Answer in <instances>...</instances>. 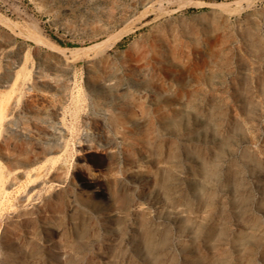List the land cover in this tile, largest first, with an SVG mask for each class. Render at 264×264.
Wrapping results in <instances>:
<instances>
[{"label": "rangeland", "instance_id": "374dc122", "mask_svg": "<svg viewBox=\"0 0 264 264\" xmlns=\"http://www.w3.org/2000/svg\"><path fill=\"white\" fill-rule=\"evenodd\" d=\"M0 264H264V0H0Z\"/></svg>", "mask_w": 264, "mask_h": 264}, {"label": "bare ground", "instance_id": "6f19581e", "mask_svg": "<svg viewBox=\"0 0 264 264\" xmlns=\"http://www.w3.org/2000/svg\"><path fill=\"white\" fill-rule=\"evenodd\" d=\"M0 193H1V186H0Z\"/></svg>", "mask_w": 264, "mask_h": 264}]
</instances>
